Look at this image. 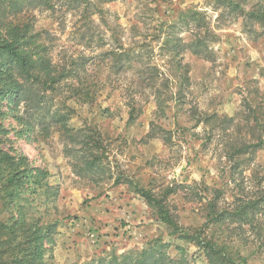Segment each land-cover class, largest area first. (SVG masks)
I'll return each instance as SVG.
<instances>
[{"label":"rangeland","instance_id":"obj_1","mask_svg":"<svg viewBox=\"0 0 264 264\" xmlns=\"http://www.w3.org/2000/svg\"><path fill=\"white\" fill-rule=\"evenodd\" d=\"M89 2L81 17L82 6L67 0H0V33L12 38L29 24L27 42L52 62L84 53L94 75L98 53L119 44L130 59L122 70L97 72L106 85L92 104L66 98L64 86L37 105L33 88L27 129L17 121L24 95L2 98L0 147L45 176L40 189L13 205H4L0 189V223L14 224L19 210L24 222L55 221L42 245L46 264H137L145 252L162 264H206L203 250L171 233L143 197L126 183L113 184L133 178L154 192L176 187L168 200L180 230L201 228L203 237L227 246L236 264H264V245L253 251L260 239L244 221L203 226L208 200L226 206L242 196L261 201L255 218L264 225V144L235 153L264 139V24L248 16L264 0ZM63 99L74 109L69 126L82 129L77 140L98 141L92 169L83 167L81 143L50 123ZM131 100L136 110L128 122ZM18 223L2 237L18 234Z\"/></svg>","mask_w":264,"mask_h":264},{"label":"trees","instance_id":"obj_2","mask_svg":"<svg viewBox=\"0 0 264 264\" xmlns=\"http://www.w3.org/2000/svg\"><path fill=\"white\" fill-rule=\"evenodd\" d=\"M89 1L67 0V2L73 3L75 7L82 6L80 10L81 17L88 16ZM248 16L252 17L253 21H258L263 25L264 6L257 4L248 12ZM30 30L31 26L25 24L22 32L12 38L11 36H3L0 33V106L2 98L6 94L11 93L15 98L24 95L26 100L24 116H17V121L25 128L31 125L28 120L32 114L30 112L31 103H27V98L34 89H37V95H39V100L36 102L37 105L40 104L47 92H57L64 86H67L66 98L76 102L92 104L99 92L98 90L103 89L106 85L101 82L102 80H100L97 72L104 66H107L108 69L119 71L129 65L128 50L122 44H119L117 48L104 49L98 53L99 58L95 62L96 74L94 75L88 72V59L84 53L67 57L63 56L58 61L52 62L50 58H44L38 54L36 49L27 42L29 38L33 37L28 34ZM145 66L148 67L147 64ZM107 78H109V75ZM155 97L156 99L158 98L157 96ZM127 105V121L129 122L134 118L136 107L133 104V100L131 102L128 101ZM73 112L74 109L70 106L68 107L63 99L61 108H56L51 115L50 123L56 126L61 133L68 135L72 142H75L76 139V143H81V146L86 150V153L83 154V167L84 169H92L98 165L96 161L100 160V156L97 152H94V149L100 146L95 138H92L90 142L86 139L77 140L79 135L77 134L78 137L76 138L75 132H81L82 129L71 128L68 124ZM104 112L106 111L104 110ZM38 124L43 127V123ZM43 131L44 135L48 134L45 127ZM145 136L153 138L154 134L149 131ZM169 140L170 136L165 138V141ZM262 144H264L263 138H259L253 143H242L236 146L235 153L249 154ZM25 159L26 157L24 156L11 154L0 147V189L4 193L2 198L4 205H13L15 198L25 200L24 195L29 190L35 193L44 184L45 171H36L28 168ZM121 182L129 185L135 194L144 198L146 204L154 211L157 219L172 228L171 233H179L181 238L201 248L206 264H236L234 256L227 251V246L219 245L215 240L203 237L201 228H196L192 233L187 232L186 229L180 230L177 216L172 212L175 206L168 200L170 195L177 193L176 187L167 186L159 192H154L150 188L138 185V182L133 178H125L120 181V177L116 178L113 184ZM208 189H214L213 191L217 193L220 192L218 188L214 187L203 186L202 188L204 191ZM5 198H7V201H5ZM238 201V203L233 201L229 205L218 206L217 202L211 199L208 200L205 203L207 212L203 226H206L209 222L222 224V221L228 218L244 221L249 225V230L256 239H260L257 247L253 249V251L260 253L263 251L261 248L264 245V225L255 217L262 209L260 206L261 201L246 196H242ZM22 216L23 211L19 210L17 216H11V223L15 225L9 222L8 224H11L9 226L5 222L0 223V264H46L43 259L42 245L55 232L56 222L37 223L32 220L24 222ZM19 219L21 220L19 233L12 238H3L2 234L5 232L3 229L6 228L14 232L19 224ZM148 254V252H145L138 259L137 264H162L161 257L150 260Z\"/></svg>","mask_w":264,"mask_h":264}]
</instances>
